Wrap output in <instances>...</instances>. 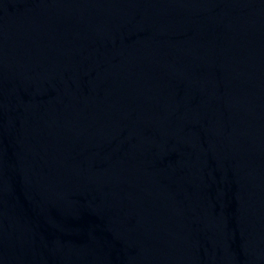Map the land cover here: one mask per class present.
Listing matches in <instances>:
<instances>
[{
	"label": "water",
	"instance_id": "1",
	"mask_svg": "<svg viewBox=\"0 0 264 264\" xmlns=\"http://www.w3.org/2000/svg\"><path fill=\"white\" fill-rule=\"evenodd\" d=\"M0 264H264V0H0Z\"/></svg>",
	"mask_w": 264,
	"mask_h": 264
}]
</instances>
